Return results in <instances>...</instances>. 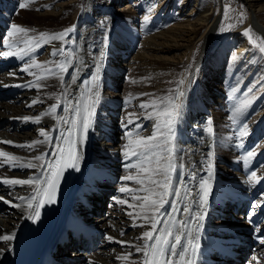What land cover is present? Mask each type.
<instances>
[{
  "label": "bare ground",
  "instance_id": "obj_1",
  "mask_svg": "<svg viewBox=\"0 0 264 264\" xmlns=\"http://www.w3.org/2000/svg\"><path fill=\"white\" fill-rule=\"evenodd\" d=\"M20 1H27L29 8L41 12L34 13L31 10L34 27L28 31L27 36L18 34L16 37H9L7 32L11 30V26L23 20L18 18L19 14L16 15L19 10L16 3ZM242 1L255 20L261 21L264 0ZM0 2L3 3V5L0 4V16H2L0 20L7 23V26L1 25L0 29L6 30L8 27L6 33L0 30V53L18 51L24 46L18 43L22 39H30V47L34 49L24 59L18 56L0 55V90L21 85L5 91L3 95L9 101L0 102V141L13 142L0 143V151L21 158L14 161V164H22L28 160H31L33 164H44L43 168L10 167L8 164H3L4 157L0 156V164L3 165L0 166V180L3 178L28 179L29 177L44 179L51 171L48 165H55L59 158L57 152L59 148H64L66 129L70 127V124L54 119L52 115L42 116L39 123L34 122V119L22 118H35L48 111V107L58 105L54 113L56 117L69 120L75 118L81 122L78 124V154L81 158L78 161L79 170L74 169L72 180L51 231L52 238L60 248L61 243L57 235L65 230L67 211L79 208V200L82 197L99 198V194L91 190L92 185L100 190V187H103L117 194L113 197L115 202L113 206L112 204L103 205L104 208L111 206L110 209H105V217H110L112 222L104 221L105 217H101L100 224H97L105 232V246L100 250L102 254L93 253L79 264H140L143 253L136 252L135 246L143 245L144 241L138 238L143 232L150 230V225L145 221L144 216L150 215L151 209L147 207L142 209L139 206L142 201L133 199L134 196L142 197L147 194L135 191L142 186L135 180L124 179L129 175L143 179L145 175L134 167L129 170L130 172L128 171L127 165L137 164L139 160L130 158L125 161L128 157L124 155L125 146L128 145V151H131L135 141L129 145V140L138 135L147 137L156 132L157 124L160 122V117L156 115L158 111L153 110L152 107L141 108L140 105L155 101L157 107L159 104L157 100L162 96L165 87L173 83L177 72L183 71L197 52L196 46L193 45L195 40L204 38L203 48L204 50L207 48L206 44L209 45L208 42L215 35L214 32L218 27L215 15L208 12L206 2L203 0H135L131 4L138 8L139 12L124 8V14H122L124 17L113 13L107 2L103 0H0ZM9 8L10 10H7ZM10 11L12 13L16 11V13L11 14ZM146 16L147 20H145ZM55 19L59 22L57 24L59 27L56 29L47 27ZM66 20H70L69 24L65 27L61 26L60 24H65ZM167 21L170 23L168 24ZM172 22L175 24L173 25ZM259 26L262 27L261 34L264 36V26L263 24ZM69 29L71 31H68ZM246 29V27L243 28L244 31ZM40 33L48 36L65 33V36L63 40L46 41L40 38ZM5 38L6 42L3 43ZM256 39L254 37V40ZM232 40L235 45H223L205 58V75H201L199 68L193 69L191 78L186 82L187 86L184 85L186 87L180 90L181 96L175 104L179 107L174 112V123L171 125L172 144L170 146L174 149L173 162L177 165L173 173V184L174 187L181 189V196L179 198L171 196L166 199L176 203L179 211L174 216L177 220L185 221L187 225L182 237V245L178 246V250L187 245L190 238L199 244L195 257L191 256L190 249L188 253L195 264H206L205 251L210 252L216 245H225L230 240L235 245L243 246L244 244L245 251L249 250L248 253L253 258L250 254L249 257L255 264H264V250H260L259 244L253 246L251 240L247 239L246 233L242 232L236 239L230 237L232 233L238 234L239 227L244 226L238 219L241 217L234 218L232 226L223 223L224 217L220 216L216 217L214 222H210L217 211L220 215H228L225 210H219L217 207L222 205L227 207L231 203H240L243 200H255L258 204L256 208L264 212V59L262 53L251 45L246 36L234 34ZM9 43L15 46L9 49L7 47ZM37 43L40 44L38 48ZM65 45H68L66 51L52 55L54 51L62 49ZM121 46L125 47L127 53L132 52L131 61L125 67L119 65L121 61H118L115 56L118 54L121 59L125 56ZM69 49L71 51L68 52ZM69 54L71 64L66 73H61L56 64L63 62ZM36 56L38 58H35ZM33 60L41 67H32L28 71H23ZM97 66L100 69L98 82L93 81V77L97 74ZM106 66H108L107 70L110 69L113 74L106 70ZM42 67L44 70L51 69L52 73L61 75L63 83L59 79L55 83L56 86L53 85L55 89H51L49 82L57 75H48L47 71L40 72ZM126 69L129 79L125 80L123 88L120 89L122 92L112 94L113 96L105 94L102 90L103 86L108 88V86L113 87L119 84L117 73H122ZM37 73L47 78L38 81L35 77ZM81 76H86V79L79 82ZM72 77H76L75 81ZM195 77L198 78L195 80ZM203 77L205 79H202ZM216 79L225 80V83L229 85L228 88L224 89L221 85L213 86V83L217 82ZM210 81L213 83L211 84ZM36 84L41 86H33ZM96 84H99L98 89L95 87ZM89 88L93 91L98 90L100 99L95 105L93 123L85 132L82 128L85 115L83 108L89 103L86 99ZM138 88L144 92L143 97L134 105H127L123 111L125 123L129 120L133 121L128 123L126 128H129L128 131L132 134L138 133V135L136 134L133 138H122L123 150H116L113 143L103 142L104 139H110L109 141L113 142L112 137L108 136L107 129L117 134L114 118L107 119L106 115L115 114L119 106L117 100L121 96H128L130 89ZM82 94L85 96L84 99H80ZM17 100L20 101L13 102ZM78 100L81 113L78 117H74V112L66 111L65 108L67 102L70 101L74 107ZM33 101L37 102L33 103ZM244 101H248L247 107L233 119L235 108ZM168 105L169 103L162 105L164 112L171 111ZM149 114L152 118H148ZM137 124L140 128H136ZM245 125L247 134L241 136L240 132ZM209 127L211 132L208 131ZM42 129L49 133L51 143L37 145L34 149L15 146L43 140L44 137L40 136ZM103 131H106L105 135ZM166 133H169L168 129ZM134 148L136 149V146ZM209 152L214 153L211 178H209L207 167ZM249 152H254L255 155L246 161L245 157ZM41 154L45 155L44 161L33 159ZM231 165L238 166L239 170L230 173L228 168ZM117 171H125L120 177L121 185H118L120 181L117 180ZM252 172H256V181L249 179ZM193 173H195L194 179ZM201 179L208 180L211 186L207 204L203 206L200 204V196L197 195L200 192ZM33 187L0 183V197L11 202L9 204L0 200V205H3L0 210V236L14 235L10 241L0 240V264L7 263L16 249V243L22 239L26 240V230H33L34 220L28 218L32 210L27 209L26 202L19 199L33 195ZM122 187L133 191L121 192ZM185 189L189 191L187 198L184 196ZM118 201H125V203ZM91 202L94 211L102 213L101 205L97 203V200H91ZM33 203L35 204V201ZM12 204L21 205V207H12ZM129 205L132 206L129 207ZM185 206L190 207V213L182 211ZM81 210L86 211L88 215L93 212L85 207H81ZM252 210L255 211V209ZM161 213H172L171 204H166L161 209ZM198 213L204 215L202 221L195 219ZM163 218L167 219L168 216L164 215ZM134 224L137 226L134 227ZM216 227L224 230H218ZM189 229L192 231L191 237L187 235ZM121 232L124 234L121 235ZM109 236L114 239L108 240ZM117 241L126 243L121 244ZM244 249L240 251L245 253ZM129 253L131 255L128 260L118 259Z\"/></svg>",
  "mask_w": 264,
  "mask_h": 264
},
{
  "label": "snow or ice",
  "instance_id": "obj_2",
  "mask_svg": "<svg viewBox=\"0 0 264 264\" xmlns=\"http://www.w3.org/2000/svg\"><path fill=\"white\" fill-rule=\"evenodd\" d=\"M19 8H27V2H21L18 5ZM228 9H225V16L227 17ZM148 17H145L147 20ZM243 20V14L241 13V22ZM229 27H232L231 25ZM28 29L23 27L17 26L13 24L11 26V30L8 32L9 37H16L18 34H24L27 36ZM68 31H71L69 29ZM251 29H246L244 35L249 38L250 43H252L260 53H264V38H257L254 40L252 38ZM65 33H58L48 36L45 33H40V38L45 39L46 41L50 40H63ZM18 43H22L24 46L19 48L18 51H5L0 53L5 57L8 56H18L20 59H24L25 56H28L30 52L34 51L31 45L30 39H22ZM15 45L9 43L7 47L9 49L13 48ZM40 46L39 43L36 44L38 48ZM58 52H63L62 49L56 50L52 53V55H57ZM82 63V61H81ZM71 64L70 54L66 56L63 62L57 63L56 67L60 70L61 73H66L68 71V67ZM32 67H41V65L37 64L35 60L32 61L27 67L23 69V71H28L29 68ZM45 71L53 74L58 75L57 73H52L51 69H45ZM99 66H97V74L93 77V81H99ZM47 77L37 76V80L45 79ZM61 82L63 83V77H59ZM73 81H75L76 77H72ZM182 83V82H181ZM36 87H40L41 85L36 84L33 85ZM95 87L98 89L99 85L96 84ZM84 94L81 95L80 99H84ZM86 99L89 103L84 105V118L82 121V128L86 132L89 127L92 125V117L95 115L94 109L95 105L99 103L100 94L99 91H93L92 88L88 89V94ZM37 101H33L36 103ZM248 101H244L240 104V106L236 107L233 112V119L240 114L245 107H247ZM58 105H53L48 111L42 113L40 116L35 118L24 117L22 119H34V122L39 123L42 116L52 115L54 119H58L63 121L64 123L70 124V127L66 129L67 137L64 138V143L66 145H70L69 148H59L57 152V156L59 157L55 165L49 164L48 167L51 171L45 176L44 179L39 177H29L28 179H9L3 178L0 180V183L15 186V185H30L33 187V195L29 197H20L19 199L23 202H26L27 209L32 210L29 213L28 218L35 220H39L40 218V208H42L46 203H53L54 202V194L56 188L59 183V179L62 175V171L64 168H74L77 171L79 170L78 161L80 160V156L76 151L75 147L72 146L71 136L74 130L78 131V122L77 119H66L64 117H56L54 113L56 112ZM141 108H149L152 107L155 109L156 102L152 101L150 104H141ZM178 105H172V112L165 110L163 113L168 119L165 121L166 126H168V130L170 135L164 138L162 141L157 142V135L153 133L150 136L143 137L139 136L135 140L136 150L128 151L129 146L126 145L125 155L129 157H137L139 163L137 164H129L127 167L129 168H137L139 172L144 173L143 179H138L132 175L124 177L125 180H135V182L141 185V188L135 189V191H142L147 193L146 195L139 197L134 196L133 199L141 200L142 203L139 205L142 209L147 207L151 209L150 215H145V221L150 225V230L145 231L142 235L138 238L144 241L142 246H135L136 252L143 253V260L140 264H195L194 259L188 256L189 249L191 250V256L195 257L196 251L199 247L198 242H195L193 239H188L187 245L183 246L180 250H178V246L182 245V237L185 233L187 225L183 220H177L174 214L179 211L176 207L175 202H171L166 197L181 196V189L174 187L173 184V173L177 169V165L173 162V147L170 145L172 144V128L171 125L174 123V112L178 109ZM65 110H72L74 112V117H78L81 113L80 103L79 100L77 101L76 105L73 107L71 102H67ZM161 113L157 112L156 115L159 116ZM148 118H152L151 114L148 115ZM128 123H133L132 120H129ZM210 123V122H209ZM136 128H140V125H136ZM157 129L159 130V125L157 124ZM211 132V127L208 129ZM247 134V126H244V129L240 132L241 136ZM64 137V133L61 134ZM131 135V133H129ZM40 136L44 137L43 140H35L27 145H15L17 147H27L29 149H34L37 145L51 143V137L49 133L45 130L40 131ZM0 143H7L11 144V141H0ZM133 143L132 140H129V145ZM168 146V147H165ZM65 152L68 153L67 158L65 157ZM167 153V155H165ZM254 152H249L245 160L247 161L248 158L254 156ZM0 156L4 157L3 164H8L10 167H21V168H37V167H44V164H33L31 160H28L22 164H14V161H18L21 158L13 156L7 152L0 151ZM214 156L213 152L208 153V175L211 178L212 175V158ZM36 161H44L45 155L41 154L38 156L33 157ZM0 166H3L0 164ZM192 178H195V173L192 174ZM251 181L257 180L256 172H252L249 178ZM147 184V186H145ZM121 192H131L132 189L127 187H122L120 189ZM211 192V186L208 183V180L201 179L200 181V192L197 195L200 196V204L201 206L207 204V198L209 193ZM189 195V191L187 189L184 190V196L187 198ZM0 200H4L3 197H0ZM35 201V204L33 203ZM5 203H11L8 200H4ZM119 203H125V201H118ZM166 204H171L172 213H161V209L165 207ZM132 205H129L131 207ZM12 207H21V205L12 204ZM182 211L184 213H190V207L185 206ZM129 215H132L129 213ZM167 215L168 218L164 219L163 216ZM198 221H202L204 219V215L202 213H198L196 218ZM163 225V227H161ZM134 227L137 225H133ZM143 227L144 225H139ZM124 233L121 232V235ZM188 237L192 236V231L189 229L187 230ZM14 238V235H3L0 236V240L10 241ZM108 240H113L114 238L109 236L107 237ZM118 243H126L123 241H117ZM261 243H264V239L261 240ZM131 253L125 256L118 257L121 260H128ZM178 257V259H176Z\"/></svg>",
  "mask_w": 264,
  "mask_h": 264
},
{
  "label": "rangeland",
  "instance_id": "obj_3",
  "mask_svg": "<svg viewBox=\"0 0 264 264\" xmlns=\"http://www.w3.org/2000/svg\"><path fill=\"white\" fill-rule=\"evenodd\" d=\"M102 1V0H101ZM112 10H113V13L115 12V13H117L118 15L120 14L121 15V17H124V16H122V14H124V10L125 9H131V10H135V11H138L139 12V9L138 8H136V7H133L132 6V4L134 3V1L135 0H103ZM136 1H138V0H136ZM204 2H206V5H207V7H208V12H212L214 15H215V18L217 19V22H216V24L218 25V27H217V29H216V31L214 32V36L212 37V39H210V41L208 42L209 43V45H207L206 44V46H207V50L205 49L204 50V48H203V44H204V38H199V40L197 39V40H195L194 42H193V45H195L196 46V49H195V51H197V52H195V54H194V57H192V60L190 61V62H188V64L183 68V71H181V72H177V74L175 75V77H174V80H173V83L172 84H170L168 87H165V89H164V92L162 93V96L159 98V100H157L158 101V105H157V107H155V109H153V110H155V111H158V112H160L161 114L159 115V117H160V122H158V125H159V130L157 129V127H156V134H157V141L158 142H160V141H162L164 138H166V137H168L169 136V133H166V129H168V126H166V124H165V121L168 119L163 113H164V111L162 110V105L163 104H166V103H169V105H168V107H169V109L171 108V111L170 112H172L173 111V109H172V104H176L178 101H179V99L178 98H180V96H181V92L182 91H180V90H182V88H184V87H186L187 85H186V82L188 81V79L189 78H191V76H192V71H193V69L194 68H199V72L201 73V75L203 76V75H205V73H206V67H205V58L206 57H208L210 54H212V53H214L215 51H217V49L219 48V47H221V46H223V45H229V46H233V44H234V42H233V40H232V36L235 34H240V35H244V30H243V28L244 27H246L247 29H251V35H252V38L254 39V37L255 38H264V36L261 34V30H262V27L261 26H259V24H263V26H264V12H263V15H262V17H261V21H256L255 20V18L253 17V15L251 14V13H249V11H248V9H247V6L245 5V3L242 1V0H203ZM27 2V1H26ZM133 2V3H132ZM19 3H21V1L19 2ZM19 3H16L17 5H19ZM28 3V2H27ZM132 3V4H131ZM262 3V2H261ZM0 4L1 5H3V3H1L0 2ZM11 7V6H10ZM206 7V8H207ZM125 8V9H124ZM228 9V13H227V17L225 16V9ZM162 9V8H161ZM7 10H10V8L9 9H7ZM31 8H29V7H27V8H23V9H21V8H19V10L17 11V13H16V11L15 12H13V13H16V15L18 16V14H19V16H18V18L19 19H23L22 20V22H19V24L16 22V24L18 25V26H21V27H23V28H25V29H28V30H30V29H32L33 27H34V23H33V21H32V19H31V16L33 15V12L34 13H40L38 10H32ZM256 10H258V9H256ZM0 12H1V10H0ZM25 12V13H24ZM5 13V12H4ZM10 13L11 14H13L11 11H10ZM241 13L243 14V20H242V22H241ZM1 15V14H0ZM15 15V14H14ZM251 17V18H250ZM2 18V16H0V19ZM53 18V17H52ZM67 21V20H66ZM10 22H12V21H10ZM9 22V23H10ZM69 22H70V20L69 21H67V22H65V24H60L61 26H67L68 24H69ZM2 23V24H1ZM13 23V22H12ZM59 22L57 21V19H55V20H53L52 22H50L49 23V25L47 26V27H49V28H51V29H56V28H58L59 27V25H57ZM136 23L137 24H140V22L139 21H136ZM167 23L169 24L170 23V21H167ZM28 24V25H27ZM172 24L174 25L175 23L174 22H172ZM1 25H6L7 26V23H3V21L2 20H0V26ZM31 25V26H30ZM232 26V27H229V26ZM141 26V25H140ZM46 27V28H47ZM7 29H8V27H6ZM258 28H260V29H258ZM7 29L5 30V29H0V30H2V32L4 31H6L7 32ZM67 29V28H66ZM5 32V33H6ZM233 32V33H232ZM8 33V32H7ZM231 34H233V35H231ZM7 36V35H6ZM245 36V35H244ZM8 37V36H7ZM246 38H248L247 36H246ZM4 42H6V38L4 39V41H3V43ZM198 45V46H197ZM235 45V44H234ZM251 45L252 46H254L252 43H251ZM195 46H193V47H195ZM255 47V46H254ZM66 48H68V45H65V46H63V52L64 51H66L67 49ZM121 48V51L124 53V55L125 56H123L122 57V59H121V57L119 58V56H118V54H115V56L117 57V60L118 61H121L120 62V66H122V67H125V65L129 62V61H131V59H130V57L132 58V52L131 53H127L126 51H125V47H123V46H121L120 47ZM124 48V49H123ZM256 48V47H255ZM257 49V48H256ZM69 51H71V49H69L68 50V52ZM107 52H108V50H106ZM257 51H258V49H257ZM91 53L93 52V50L92 51H90ZM106 52V53H107ZM125 52H126V54H125ZM206 55V56H205ZM262 55V58L264 59V53H262L261 54ZM39 56H41V54L39 55ZM196 56V57H195ZM35 58H38V56H36ZM196 60V61H195ZM195 61V62H194ZM198 61H200L201 63H199ZM198 64V65H195V64ZM108 64V63H107ZM107 68H108V66H106V70H107ZM225 69H223V71H224ZM40 72H45V70H44V68L42 67L40 70H39ZM107 71H110V69L109 70H107ZM111 72V71H110ZM56 73V72H55ZM51 73H49L48 75H50ZM111 74H113L112 72H111ZM117 75H119V79H118V82H119V84H115L113 87H109L108 86V88H106V87H104L103 86V88H102V90H103V92H105V94L107 93V95L108 96H111L112 94H118V93H121L122 92V90L120 91V89L121 88H123L122 86L125 84V80H128L129 78V74H128V72H127V69L125 70V71H123L122 73L121 72H119V73H117ZM37 76H41V77H43V75L42 74H40V73H37L36 75H35V77H36V79H37ZM61 75H57L56 76V78H54V79H51L52 81H50L49 83H50V87H51V89H55V87L54 86H56L55 85V83L56 82H58L59 81V77H60ZM82 77V76H81ZM79 78V82L81 81H84L85 79H86V76H84V77H82V78ZM84 78V79H83ZM198 77H195V80L197 79ZM106 80H110V79H107V78H105ZM202 79H205V77H203ZM42 79H40L39 81H41ZM211 80H213V79H211ZM217 80V82H215V83H213V81H210L211 82V84L213 83V86H220L221 85V87H223L224 89H227L228 88V86L229 85H227V83H225V80H223V79H216ZM182 82V83H181ZM181 83V84H180ZM54 85V86H53ZM99 85V84H98ZM183 85V86H182ZM184 85H186V86H184ZM182 86V87H181ZM168 88V89H167ZM177 88V89H176ZM131 90V92L129 91V97L128 96H121L117 101H119L118 102V107L116 108V112H115V114H113V115H106V118L108 119V118H110V117H112V118H114V124H115V126H116V128H117V134H116V132L115 133H113V131H110V129H107L108 131H109V133H108V136L109 137H112V139H113V142H109V143H113L114 145H115V147L114 148H116V150L118 149V150H123V146H122V140L124 139V138H126V137H131V138H133L136 134H138V133H135V134H132L130 131H128V129L129 128H126V126H127V124L128 123H125V117H124V115H123V111H124V109L127 107V105H129V104H132V105H134L135 103H137L139 100L138 99H141L142 97H143V94L142 93H144V92H142V91H140V89L138 88V89H135V90H133V89H130ZM175 90V91H174ZM134 91V92H133ZM54 92V91H53ZM108 92H110V93H108ZM137 92V93H136ZM55 93H56V91H55ZM136 93V94H135ZM135 95V96H134ZM19 96V95H18ZM113 96V95H112ZM115 97V96H114ZM132 97V98H131ZM20 98H22V97H20ZM124 98H126V99H124ZM128 98V99H127ZM137 98V99H136ZM131 100V101H130ZM22 101H23V99H22ZM21 101V102H22ZM14 102V101H13ZM234 102H236V101H234ZM233 102V103H234ZM151 103V102H150ZM149 104V103H148ZM50 106V105H49ZM48 107V106H47ZM133 108H134V106H132ZM20 108V107H19ZM48 109H50L49 107H48ZM140 111H143L142 109H140ZM120 118V119H119ZM117 119V120H116ZM104 120V119H103ZM121 121V122H120ZM123 122V123H122ZM121 126V127H120ZM121 128V129H120ZM126 128V131H124V129ZM142 130V129H141ZM29 132H31V131H29ZM105 133H106V131H103V135H105ZM129 133H131V135H129ZM121 136V137H120ZM123 138V139H122ZM138 138V136L135 138H133L132 139V141H135L136 139ZM105 141H103L105 144H106V140L107 139H104ZM108 140H110V139H108ZM121 141V142H120ZM116 143V144H115ZM255 143V142H254ZM254 143H253V146H254ZM120 145V146H119ZM106 146V145H105ZM119 146V147H118ZM136 146V145H135ZM134 146V147H135ZM122 147V148H121ZM132 148V150H136L135 148ZM131 150V151H132ZM125 155V154H124ZM126 156V155H125ZM130 158H134V160L135 159H137V157H126V159H125V161L126 160H128V159H130ZM134 160H132V162H134ZM128 162H131V161H128ZM128 169V168H127ZM126 169V170H127ZM229 172L230 173H233L234 171H237V170H239V167L237 166H233V165H231L229 168ZM125 170V171H126ZM129 170H131V168H129L128 169V171ZM231 170V171H230ZM125 171H117V173H116V175L118 176V178H117V180L118 181H120V183L118 184V185H121L122 184V182H121V180H120V177L121 176H123V172H125ZM130 172V171H129ZM121 175H120V174ZM102 186V185H101ZM116 186V185H115ZM101 188V190H103V187H100ZM111 188H113V187H111ZM93 195H95V194H93ZM96 196V195H95ZM97 197V196H96ZM117 199V197L115 198V200ZM109 200H110V198H109ZM138 201V200H137ZM111 202V201H110ZM135 202V201H134ZM114 203L115 202H113L112 203V205L111 206H113L114 205ZM111 206H109V207H106V208H104L103 207V205L101 206V209H102V216H103V218L105 217V211L107 210V209H110V207ZM219 210H221V208H219V207H217ZM106 209V210H105ZM93 210H95V209H93ZM98 210V209H97ZM222 210H224V209H222ZM2 214V213H1ZM3 214H4V212H3ZM104 214V215H103ZM217 214V215H216ZM216 214H215V216H214V218H212L211 219V221L210 222H214L217 218L216 217H218V216H220V217H224V222L223 223H225V224H229V225H231L232 226V224H233V222H234V220L232 221L231 220V218L232 217H228L227 218V215H225V214H222V215H220V213H218V211L216 212ZM240 220V219H239ZM104 221H110V222H112V220H111V218L110 217H105V219H104ZM227 222V223H226ZM98 224H100V223H98ZM98 226V225H97ZM210 226H212V225H210ZM217 228V227H216ZM218 230H224V229H222V228H220V227H218L217 228ZM125 232H127V231H125ZM221 233H223V234H225V232H222V231H220ZM242 240V239H241ZM243 241V240H242ZM243 249H244V247H245V245L243 244V246H241ZM244 251H245V249H244ZM249 250H247V252H248ZM245 253H246V251H245ZM92 256H94V255H92ZM248 256V255H247ZM80 263V262H79Z\"/></svg>",
  "mask_w": 264,
  "mask_h": 264
}]
</instances>
